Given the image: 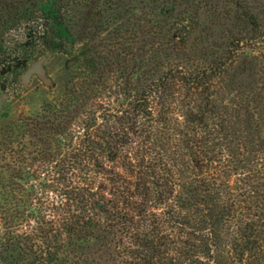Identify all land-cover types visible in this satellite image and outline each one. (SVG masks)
<instances>
[{"label":"trees","instance_id":"obj_1","mask_svg":"<svg viewBox=\"0 0 264 264\" xmlns=\"http://www.w3.org/2000/svg\"><path fill=\"white\" fill-rule=\"evenodd\" d=\"M263 26L247 0H0V85L56 70L0 115V264H264Z\"/></svg>","mask_w":264,"mask_h":264},{"label":"rangeland","instance_id":"obj_2","mask_svg":"<svg viewBox=\"0 0 264 264\" xmlns=\"http://www.w3.org/2000/svg\"><path fill=\"white\" fill-rule=\"evenodd\" d=\"M247 2L264 15V0H247ZM43 6L47 7L45 3H43ZM200 18L201 20H205L207 14H203ZM210 21V24L207 23V28L211 30L210 32L213 38H217L222 31L221 26L223 23L220 21H213L212 16H210ZM249 37L255 38L256 34H250L248 38ZM261 45L262 44H260V46ZM251 46L257 48V45ZM48 59L47 56H44L30 62L9 84L0 85V115L14 118L21 111L26 113L38 107L42 98L41 93L44 90V85L54 81L56 77V70L48 69ZM177 262L182 263V260Z\"/></svg>","mask_w":264,"mask_h":264}]
</instances>
